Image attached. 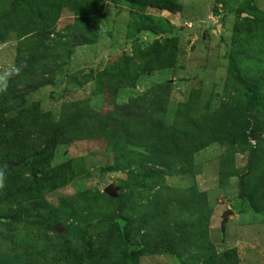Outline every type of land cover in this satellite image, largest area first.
<instances>
[{
    "label": "rangeland",
    "instance_id": "374dc122",
    "mask_svg": "<svg viewBox=\"0 0 264 264\" xmlns=\"http://www.w3.org/2000/svg\"><path fill=\"white\" fill-rule=\"evenodd\" d=\"M134 1L103 0L100 10L90 15L63 7L51 37L68 41L71 52L56 60L59 68L54 72L34 78L51 84L28 94L15 93L18 98L7 102L4 110H9L0 121V170L5 176L0 221L9 220L0 222V260L40 264L50 258L55 245L61 246L58 259L69 264L71 248H81L85 254L99 243L113 247L119 232L132 243L140 242L130 224L104 217L111 207L104 188L113 184L119 193L129 179V165L117 161L126 146L84 138L56 143L47 155L50 143L35 127L41 115L52 121L71 118L73 104L107 112L167 82L171 87L167 123L173 122L179 104L189 99L206 113L222 109L231 98L243 103L252 88L257 91L244 149L214 142L194 154L191 173L168 175L165 184L205 191L213 209L209 237L216 250L235 247L240 264H264V210L254 212L238 197L250 149L264 138V0H140L149 4L144 8ZM83 32L91 40L72 47ZM18 45L16 32H0V75L14 69ZM222 173L235 175L222 177L226 184L221 185ZM140 191L143 200L137 202L143 205L149 194ZM83 200L89 211L69 212L67 207L82 205ZM228 209L233 213L223 236L220 221ZM37 216L58 222L67 234L56 237L55 230L32 220ZM82 216L87 220L81 222ZM82 257L70 263L96 262L91 254L89 259ZM136 264L182 263L171 254H143Z\"/></svg>",
    "mask_w": 264,
    "mask_h": 264
},
{
    "label": "trees",
    "instance_id": "16d2710c",
    "mask_svg": "<svg viewBox=\"0 0 264 264\" xmlns=\"http://www.w3.org/2000/svg\"><path fill=\"white\" fill-rule=\"evenodd\" d=\"M71 1H76V5H72ZM102 2L0 0V32L14 31L20 42L11 72L22 66L18 74L9 78L7 88L0 90V121L9 110H4L9 99H17L18 92L28 94L51 84V80L39 79L59 68L56 60L71 52L68 41L51 37L60 10L72 6L77 15L96 14ZM134 2L139 4L140 0ZM140 4L142 8L149 5L144 1ZM143 30L151 31L147 28ZM79 35L80 39L72 43V47L91 40L86 32ZM41 64L47 67L46 70ZM36 77L39 79L34 81ZM170 90L169 83L160 84L139 97L114 105L107 112L93 110L88 105L81 107L73 104L75 110L71 118L52 121L48 115L40 116L41 122L35 128L42 129L50 143L47 144L48 151H45L47 155L56 143H72L84 138H104L126 146L117 154V161L129 165V179L121 185L116 198L105 195L111 207L104 217L109 221L130 224L140 242L132 243L119 232L113 247L99 243L95 250H84L85 254L81 248H71L67 251L69 264L76 262L78 255L89 259L90 254L96 259L94 264H136V259L143 254H171L182 264H240L235 247L218 252L210 240L209 224L213 209L208 203L207 193L195 186L186 189L170 187L165 184V177L191 173L194 154L214 142L226 143L233 150L237 147L243 150L248 144L250 112L254 111L258 102L257 91L252 88V93L243 103L231 98L229 103L222 104V109L206 113L195 100L189 99L179 104L173 122L167 123ZM252 136L258 138V134ZM245 170L246 174L239 178L238 197L245 200L254 212H260L264 210V138L250 149ZM234 175L222 173L221 185L226 184L222 177ZM141 188L149 194L143 205L137 202V199L143 200ZM82 202L84 204L75 206L76 209L67 207L71 209L69 212L89 211V204L84 200ZM49 209L50 213L54 211ZM86 218L82 216L81 222ZM34 219L44 223L46 230H52L58 224L45 217H32ZM8 220L4 217L0 222L6 224ZM55 233L58 238L67 234L65 230ZM46 238L53 243L51 237ZM43 246L50 248L46 243ZM53 247V256L48 258L50 261L44 258L39 261L40 264H62L57 257L61 246ZM0 264L7 263L0 260Z\"/></svg>",
    "mask_w": 264,
    "mask_h": 264
},
{
    "label": "water",
    "instance_id": "95a60500",
    "mask_svg": "<svg viewBox=\"0 0 264 264\" xmlns=\"http://www.w3.org/2000/svg\"><path fill=\"white\" fill-rule=\"evenodd\" d=\"M118 190H119V187L113 185V184H108L105 188H104V192L109 196V197H112V198H116L118 196ZM233 213L232 210L228 209L226 211L223 212L222 216H221V221H220V228H221V232H222V235L224 236V233H225V225L228 221V216L231 215ZM53 230L57 231L58 233H61L64 228L59 225V224H56L53 226Z\"/></svg>",
    "mask_w": 264,
    "mask_h": 264
},
{
    "label": "clouds",
    "instance_id": "9594fccd",
    "mask_svg": "<svg viewBox=\"0 0 264 264\" xmlns=\"http://www.w3.org/2000/svg\"><path fill=\"white\" fill-rule=\"evenodd\" d=\"M21 67H18L15 69L14 72H9L7 74L0 75V90H5L8 86V80L12 75L18 74L21 71ZM4 172L3 170H0V188L4 186Z\"/></svg>",
    "mask_w": 264,
    "mask_h": 264
}]
</instances>
